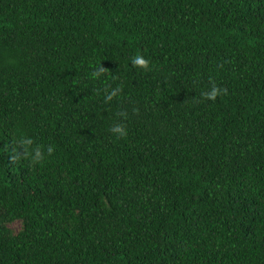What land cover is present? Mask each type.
I'll list each match as a JSON object with an SVG mask.
<instances>
[{
    "label": "trees",
    "instance_id": "16d2710c",
    "mask_svg": "<svg viewBox=\"0 0 264 264\" xmlns=\"http://www.w3.org/2000/svg\"><path fill=\"white\" fill-rule=\"evenodd\" d=\"M0 264H264V0H0Z\"/></svg>",
    "mask_w": 264,
    "mask_h": 264
},
{
    "label": "clouds",
    "instance_id": "9594fccd",
    "mask_svg": "<svg viewBox=\"0 0 264 264\" xmlns=\"http://www.w3.org/2000/svg\"><path fill=\"white\" fill-rule=\"evenodd\" d=\"M132 63L135 65H139L142 67H147L148 65V60L145 59L143 56H136L133 60ZM104 71V67L100 66L93 72V76H99L102 72ZM116 89H113L111 92H108L107 95L105 96V99H111L113 95L116 93ZM220 89L217 87H213L210 91L205 92L204 95L207 96L210 99H215V97L220 93ZM111 131L119 134L120 136H125L127 134V130L125 126L122 123H117L114 124L111 128ZM20 143H22L25 146H28L32 144V139L30 137H21ZM35 154L33 156L34 161H39L42 158V153L40 147L35 148ZM53 151V146H48L47 152L51 153Z\"/></svg>",
    "mask_w": 264,
    "mask_h": 264
},
{
    "label": "rangeland",
    "instance_id": "374dc122",
    "mask_svg": "<svg viewBox=\"0 0 264 264\" xmlns=\"http://www.w3.org/2000/svg\"><path fill=\"white\" fill-rule=\"evenodd\" d=\"M20 226V222L19 221H15L13 223L10 224V227L13 229V230H17Z\"/></svg>",
    "mask_w": 264,
    "mask_h": 264
}]
</instances>
